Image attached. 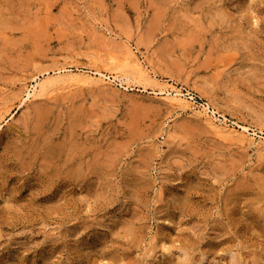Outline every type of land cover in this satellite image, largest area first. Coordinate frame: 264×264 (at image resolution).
<instances>
[{"label":"rangeland","instance_id":"1","mask_svg":"<svg viewBox=\"0 0 264 264\" xmlns=\"http://www.w3.org/2000/svg\"><path fill=\"white\" fill-rule=\"evenodd\" d=\"M0 124V264H264V0H0Z\"/></svg>","mask_w":264,"mask_h":264},{"label":"bare ground","instance_id":"2","mask_svg":"<svg viewBox=\"0 0 264 264\" xmlns=\"http://www.w3.org/2000/svg\"><path fill=\"white\" fill-rule=\"evenodd\" d=\"M106 37H108V36H106ZM126 51L128 52L127 53V60H128V62L132 63L133 71H135V73L140 74V75H145V74L149 75L148 69L145 67V64H143L142 60H140L134 54V51H132V49L129 48V47L126 49ZM125 59H126V57H125ZM57 72H58V70H57ZM74 72H70V70L66 69V68H60L59 72L57 73V75L55 74L56 77H57V79L55 78L56 79L55 83H50L49 82V84H48L47 83L48 80H46L45 81L46 83L40 84L39 86H33V90H32L31 93L28 94V96H29L28 98L32 99L37 94H39V92L44 94V92L47 89H49V87H51L52 91L54 92V90H56L59 85H61L62 88H64V86H65V89H66V86H67V89H68L69 87L71 88V86L75 87L76 85H79V84L85 85V84H89V83H96V84H108V85H111L113 83L116 86H120L124 90H133V88H130L129 85L124 83V81L129 79V76L126 73L125 74L122 73V72L114 73V72H111V71L110 72H105V71H103L101 69H98V68L97 69H91V70H84V71L81 70L79 73H74ZM76 72H78V71H76ZM53 79H54V77H53ZM52 81H54V80H52ZM56 84H58L57 87H56ZM53 87H56V89L53 88ZM163 87H166V86H163ZM170 87L172 88V86H170ZM171 88L170 89L169 88H161L158 91H159L160 94L165 95V98L169 99L171 105H175V106L177 105V106L181 107L185 103L184 102L182 104V102H181V101L185 100V99H183L181 97L182 93L179 90H177V89L172 90L173 88L172 89ZM59 89H60V86H59ZM60 90H64V89H60ZM49 91H50V89H49ZM154 93L157 94V92H154ZM185 101H187V100H185ZM186 103H189V102H186ZM183 108H185V107H183ZM202 108H203L204 115L205 116L207 115V117H208L207 121H209L210 124L215 126V128L214 127L213 128L215 130H217L216 132H218V133L230 134V135L234 136V134L235 133L237 134V132L239 131L237 135H239V133H240L241 134L240 138H241L242 135H245L250 130V129L247 128V126L245 127V126L239 125V124H236L234 127L231 126L232 128L231 127L228 128L229 124L227 125L225 120L223 121L222 119H218V117H215V116H214V119H213V117L211 118L210 114L208 113V110H209L208 106L204 105V107H202ZM214 112H216V111H214ZM200 114H201V112H200ZM201 115H203V114H201ZM205 116H204V119H205ZM215 120L220 121L221 123H223V125L220 122H219V124H216ZM236 127L238 129H241V131L238 130ZM253 134H255V133H253ZM230 135H228V136H230ZM242 138H243V136H242Z\"/></svg>","mask_w":264,"mask_h":264}]
</instances>
